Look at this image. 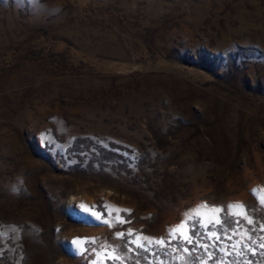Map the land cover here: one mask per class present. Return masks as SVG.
<instances>
[{"label": "rangeland", "instance_id": "1", "mask_svg": "<svg viewBox=\"0 0 264 264\" xmlns=\"http://www.w3.org/2000/svg\"><path fill=\"white\" fill-rule=\"evenodd\" d=\"M262 197L264 0H0V264H264Z\"/></svg>", "mask_w": 264, "mask_h": 264}, {"label": "snow or ice", "instance_id": "2", "mask_svg": "<svg viewBox=\"0 0 264 264\" xmlns=\"http://www.w3.org/2000/svg\"><path fill=\"white\" fill-rule=\"evenodd\" d=\"M261 203H264V197L261 198ZM85 212H90L91 216L94 217L98 221H102L109 226H112V222L108 219L104 218V215L99 211H94V206H80ZM115 211L117 215L115 216V220L119 223H126L121 216H119V209H109L108 215L111 216L112 212ZM225 209L222 207L216 206H208L207 204H203L197 207V209L193 210L191 215H188L187 218L176 228H174L169 234L173 236V238H177V234H179V238L188 244H199L198 241H194V236L196 235V230L200 227L205 228L206 230L209 229V226L214 224L216 226H222L224 221L221 220L220 214L224 212ZM228 214L235 215L237 217L243 218L247 221L248 224L254 223L253 220L247 216L246 209L243 204H233L228 205ZM240 220L238 219L236 223H239ZM261 231H264V226H261ZM132 231L129 229L127 235H132ZM125 233H117V238H123ZM209 239H215L219 241L221 236L218 235L216 232L208 231L207 233ZM248 240H251V235L248 233L244 234ZM261 242L259 244L260 248H264V237L260 238ZM144 241L147 243H155L157 245L163 246L165 244L164 240L157 239L153 241L152 238L149 237H142L138 236L134 241L137 248H144ZM96 238H75L72 243L75 245L80 246L81 250L84 249V245L87 243H95ZM254 243V242H253ZM200 247L207 249L208 245L206 244H199ZM233 248L236 245H232ZM92 251L96 254L97 259L92 262V264H102V261L106 260H115L119 261L122 259L121 256L116 255L114 251H107L106 246H101V250L97 251L96 249H92ZM211 255V254H210Z\"/></svg>", "mask_w": 264, "mask_h": 264}]
</instances>
